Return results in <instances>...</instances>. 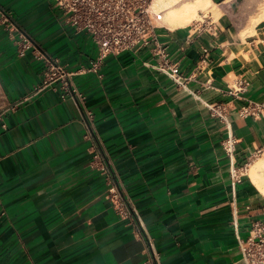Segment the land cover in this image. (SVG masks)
<instances>
[{
  "label": "crops",
  "instance_id": "obj_1",
  "mask_svg": "<svg viewBox=\"0 0 264 264\" xmlns=\"http://www.w3.org/2000/svg\"><path fill=\"white\" fill-rule=\"evenodd\" d=\"M211 1L224 8L218 33L158 28L185 85L146 64L160 60L148 45L74 74L80 99L47 79L49 59L89 65L92 36L54 0H0V18L21 32L0 22V264H146L147 238L161 264H245L239 238L264 221V194L230 170L264 153V109L240 114L264 104V21L242 36L235 0ZM239 79L248 86L236 95ZM114 184L133 200L142 235L113 207Z\"/></svg>",
  "mask_w": 264,
  "mask_h": 264
},
{
  "label": "built area",
  "instance_id": "obj_2",
  "mask_svg": "<svg viewBox=\"0 0 264 264\" xmlns=\"http://www.w3.org/2000/svg\"><path fill=\"white\" fill-rule=\"evenodd\" d=\"M65 15V21L76 30L87 31L98 47V55L89 65H81L77 70H69L66 65L49 59L47 79L54 82L62 80L65 88L83 99V94L75 87L72 76L76 73L95 71L99 73L103 62L110 54H119L128 50H139L144 46L153 45V54L158 55L160 60L146 64L156 68L179 85H185L178 62H172L168 57L166 47L160 40L158 28L165 26L163 17L165 8L155 4V0H54ZM0 22L10 31L20 29L11 15L2 13ZM189 33H203L212 31L218 33L220 26L217 20L209 17L194 21L187 26ZM21 33V32H20ZM22 36H24L22 34ZM30 41L26 39L22 44L23 49L30 47ZM247 80H236L230 92L238 95L247 89ZM214 114L225 117L221 109L211 106ZM264 104L249 103L240 110V114L259 115L263 112ZM87 117L92 121L93 111L86 110ZM238 139L232 133L223 142V147L230 157L233 158L237 148ZM244 166L233 165L230 170L234 182L240 181L246 174ZM103 170H111L109 165L104 164ZM110 172V171H109ZM115 210L123 217H128L136 224L139 234L142 235V223L136 217L133 200L127 196L117 185H112L107 193ZM149 258L146 264H161V253L155 247L152 239L147 238ZM239 248L242 260L245 264H264V221L252 222L248 236L239 238Z\"/></svg>",
  "mask_w": 264,
  "mask_h": 264
},
{
  "label": "bare ground",
  "instance_id": "obj_3",
  "mask_svg": "<svg viewBox=\"0 0 264 264\" xmlns=\"http://www.w3.org/2000/svg\"><path fill=\"white\" fill-rule=\"evenodd\" d=\"M155 4L165 8L163 24L171 28L187 26L203 17L217 18L220 15V6L211 13V0H155ZM264 21V0H261L257 10L249 17L247 25L241 30V35L253 33L258 23ZM246 174L264 194V156L249 162L244 168Z\"/></svg>",
  "mask_w": 264,
  "mask_h": 264
},
{
  "label": "rangeland",
  "instance_id": "obj_4",
  "mask_svg": "<svg viewBox=\"0 0 264 264\" xmlns=\"http://www.w3.org/2000/svg\"><path fill=\"white\" fill-rule=\"evenodd\" d=\"M261 3V0H235V20L237 23V26L239 27H245L248 23L249 17L257 10L259 4ZM220 15L223 13L224 8L220 6ZM218 7L216 5L210 6L209 10L211 13L216 11ZM219 15V17H220ZM211 18L213 20H218V18ZM263 154H258L257 156L253 157L250 162L258 159L259 157H263Z\"/></svg>",
  "mask_w": 264,
  "mask_h": 264
}]
</instances>
